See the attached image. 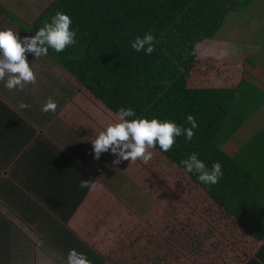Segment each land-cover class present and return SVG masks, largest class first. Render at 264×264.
Instances as JSON below:
<instances>
[{"label":"trees","instance_id":"1","mask_svg":"<svg viewBox=\"0 0 264 264\" xmlns=\"http://www.w3.org/2000/svg\"><path fill=\"white\" fill-rule=\"evenodd\" d=\"M249 2L50 0L37 15L24 13V17L0 6V14L5 21L7 19L4 27L14 25L25 36L35 35L45 21H51L57 11L63 12L71 18V29L77 31L78 41L61 53L49 49L46 57L61 69L66 78L63 81L48 76L45 95L40 94L38 100L23 91L21 102L30 107L22 109L7 91L0 93V137L6 125L22 120L9 106H18L22 112L32 110L35 113L49 97L56 105H61L74 94L72 84L88 93L114 116L120 107L133 109L135 116L127 117L129 120L155 118L189 128L191 125L186 118L192 115L198 127L193 130L195 134L190 141L182 135L176 138L170 151L163 152L158 145L154 149L181 168L190 183L199 188L227 217L232 218L237 227L260 242L259 248L253 253L252 264H264V138L261 137L264 130L250 137L239 151L227 153L219 144L220 135L224 128H232V120L239 123L237 117L244 112L241 107L236 108V104L240 105L238 85L221 83L198 87L190 82L196 62L195 47L213 40L227 16L232 12L243 13ZM148 32L155 37L154 52L146 55L144 51L133 50L131 41L137 36L142 38ZM5 83L6 79L1 81L0 88ZM41 114L46 120L53 112L41 111ZM54 118L53 125L61 123L59 118ZM239 126L236 125L231 131ZM64 131L65 135L70 134L72 140L77 139L73 131ZM53 149L56 150L54 154L63 159L58 149ZM192 153H196L209 169L214 162L221 163L223 176L217 184H203L196 174L186 172L181 161ZM87 161L84 158L83 165L86 166ZM50 164L51 161L47 160L46 166ZM86 167L70 168L69 174L58 173L56 178H62L63 181H49L48 194H40L47 209H29L23 213V217L29 224L37 221L36 230L41 233L37 235L38 238L50 254L62 255L60 262L66 263L69 251L75 249L85 254L91 264H106L102 254L67 228L90 190L80 188L79 182L81 179L94 182V179L103 178L110 191L119 195L121 200L127 202L131 199L130 204L137 200L132 193L131 183L127 184L128 190L123 189L126 183L121 181L118 171L110 168L103 157L102 160L95 159ZM117 187H121L120 191ZM144 202L146 210L149 203ZM3 260L4 257L0 258L1 264Z\"/></svg>","mask_w":264,"mask_h":264},{"label":"rangeland","instance_id":"2","mask_svg":"<svg viewBox=\"0 0 264 264\" xmlns=\"http://www.w3.org/2000/svg\"><path fill=\"white\" fill-rule=\"evenodd\" d=\"M49 1L0 0V6L19 17H24V13L34 16ZM238 16L232 15L235 18ZM229 20L232 24L225 21L213 40H225L224 32L230 30L228 26L237 30L232 31L235 36H250L251 32L245 28L246 24H252L250 20L241 18L238 22L241 24L237 27L236 22L231 18ZM6 22L7 19L5 21L0 14V30L11 27L21 39L25 37L14 25L4 27ZM216 42L197 45L195 67L190 79L193 86L220 84L238 75L240 67L245 70L254 66L264 67V53L247 64L245 61L238 64L232 59L231 52L219 51L221 48H217ZM26 58L37 77L36 83L25 85L23 90L17 88L9 91L4 85L0 88V93L7 91L17 103H21L23 91L37 100L40 94L44 96L48 76L63 81L66 78L61 69L46 56L37 59L27 53ZM260 76L264 78V74ZM72 85L74 94L69 98L76 96L78 113L71 110L72 106L64 110L67 115H63V118L59 105L54 112V117L63 123L64 130H77L75 132L80 137L87 130V134L96 137L108 125L117 122L116 116L101 103ZM230 125V130L224 128L221 133L219 144L232 154L235 149L234 134L240 129L237 137L241 139L244 133L241 126L231 131L236 125ZM152 151L153 157L147 164L137 160L121 161L119 165L112 164L115 156L110 151L105 152V162L118 171L121 181L126 183L123 189L128 190L127 184L131 183L137 202L130 204L131 199L127 202L121 200L119 195L105 191V186L98 182L90 189L70 222L71 230L78 233L82 242L102 254L106 264H252L253 253L259 248L260 242L250 238L232 218L227 217L199 188L192 185L181 168L167 160L158 150ZM117 189L120 191L121 187ZM144 201L149 203L146 210ZM10 249L11 256H16L15 246ZM59 256L54 260L43 258V264H66L57 259Z\"/></svg>","mask_w":264,"mask_h":264},{"label":"crops","instance_id":"3","mask_svg":"<svg viewBox=\"0 0 264 264\" xmlns=\"http://www.w3.org/2000/svg\"><path fill=\"white\" fill-rule=\"evenodd\" d=\"M233 14L240 16L235 18L232 17ZM230 18L236 22V27L241 24V22L238 23L241 18L250 20L252 24L245 25L246 30L251 32L250 36L248 38L239 37L238 34L235 36L232 31L237 30L228 26L230 30L227 33L224 32L225 40L205 42L217 41V48H221L219 51L231 52L232 59L238 61V64L242 61L247 64V60L252 61L253 58L264 53V0H250L243 13L232 12L227 16L225 21L232 24ZM261 38L262 40H259ZM238 69L240 70L238 75L222 82V85H238L236 87L238 95L240 94L238 99L240 105L235 104L237 109L241 107L244 110L237 117L239 123L231 121L232 125H240L244 133V138L241 139L237 137L240 129L234 134L235 149L232 154L239 151L250 137L264 130V78L260 76L264 74V67L254 66L247 70L240 67ZM240 82L241 85H239ZM59 106L62 117L67 115L64 110L72 106L71 110L78 113L76 106L79 105L76 103V96L69 98L68 102L66 100ZM9 107L14 108L22 120L18 119L15 123L6 125L0 137V258L4 257L3 264H43V258L54 260L57 255L50 254L42 245L41 239L37 236L41 235L36 230L37 221L29 224L24 219L23 213L37 207L47 209L40 194L43 192L48 194L49 181H63L62 178H56L58 173L69 174L71 173L70 168L86 167L89 163L86 167L88 168L95 161L91 140L96 137L87 134V130L81 133L84 135L82 137L75 132L77 130H70L78 136L76 140H72L70 134L65 135L61 121L53 125L54 112L49 119L44 120L41 109L34 113L32 110L22 112L18 106ZM256 107H258L256 111L250 112ZM261 137L264 138V135ZM46 148L49 150L47 151ZM53 148L58 149L63 159L54 154L56 150ZM102 157L106 161L105 153L101 154L100 160ZM84 158L88 159L86 166L82 163ZM47 160L51 161V166H46ZM98 182L105 186V191L111 192L104 180L94 179L93 183L98 184ZM111 193L114 195L113 192ZM82 203L68 222L67 228L70 230L69 224ZM13 246H15L16 256L11 257L10 248ZM9 257L11 258L8 259ZM57 259L61 260L62 255Z\"/></svg>","mask_w":264,"mask_h":264},{"label":"clouds","instance_id":"4","mask_svg":"<svg viewBox=\"0 0 264 264\" xmlns=\"http://www.w3.org/2000/svg\"><path fill=\"white\" fill-rule=\"evenodd\" d=\"M71 18L57 11L51 21H45L44 25L36 31L35 35L25 36L21 39L10 28L0 30V81L6 79L5 87L12 91L23 90L27 84H35L37 77L27 62L26 54L31 53L37 59L46 56L49 49L61 53L67 47L75 45L77 31L71 29ZM155 37L151 32L145 33L141 38L137 36L131 41V47L136 52L144 51L146 55L154 52ZM22 109L30 107L23 102L19 105ZM56 102L49 97L42 105V112H55ZM135 116L133 109L120 107L116 113L117 122L99 132L95 139L91 140L94 159L99 160L102 153L111 152L115 156L113 165H119L121 161H143L147 164L153 157V149L158 145L163 152L170 151L177 137L185 136L191 140L194 129L198 127L195 117L187 116V122L191 125L184 128L172 121H160L158 119H132ZM186 172L197 175L198 180L206 185H215L223 176L222 165L214 162L209 169L201 161L196 153H192L187 159L181 161ZM80 188H94L95 184L90 179H81ZM66 264H91L85 254L71 249L67 255Z\"/></svg>","mask_w":264,"mask_h":264}]
</instances>
